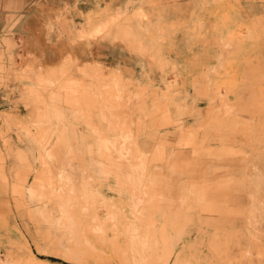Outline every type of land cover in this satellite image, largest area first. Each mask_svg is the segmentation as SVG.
<instances>
[{
    "label": "rangeland",
    "instance_id": "1",
    "mask_svg": "<svg viewBox=\"0 0 264 264\" xmlns=\"http://www.w3.org/2000/svg\"><path fill=\"white\" fill-rule=\"evenodd\" d=\"M32 7L0 34V264H264V0Z\"/></svg>",
    "mask_w": 264,
    "mask_h": 264
},
{
    "label": "crops",
    "instance_id": "2",
    "mask_svg": "<svg viewBox=\"0 0 264 264\" xmlns=\"http://www.w3.org/2000/svg\"><path fill=\"white\" fill-rule=\"evenodd\" d=\"M46 3L47 0H0V34H3L4 32H8L15 25L17 20H19L20 18L28 17L29 14L24 15L25 12L23 11L30 4L33 5L32 10L35 12L38 10L40 6ZM9 17H13V19L8 20ZM26 25L27 24L26 23L23 24V20L20 19V22L18 23L17 26L14 27V29L17 32H22L27 29ZM0 41H1V37H0ZM2 54L5 55V58L8 57L7 52H4Z\"/></svg>",
    "mask_w": 264,
    "mask_h": 264
}]
</instances>
